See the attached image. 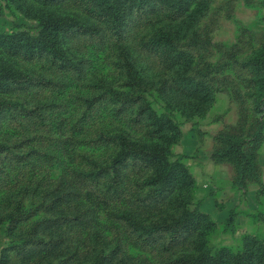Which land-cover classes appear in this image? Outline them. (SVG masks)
<instances>
[{"label": "rangeland", "instance_id": "rangeland-1", "mask_svg": "<svg viewBox=\"0 0 264 264\" xmlns=\"http://www.w3.org/2000/svg\"><path fill=\"white\" fill-rule=\"evenodd\" d=\"M21 1L31 12L76 17L88 29L61 36L68 67L49 55H6L12 68L44 83L11 84L0 93L16 102L0 114V142L8 146L0 153V261L180 264V256L196 253L195 232L172 239L167 232L136 228L170 220L186 207L210 216L214 224L205 237L212 246L236 249L242 233L264 232V110L253 102V74L244 64L264 44V0H206L202 7L195 0L176 17L168 7L134 11L117 30L74 0ZM30 21L15 2L0 0V30ZM159 28L189 55L183 73L203 86L197 93L207 95L177 88L181 66L166 67L158 51L145 45ZM127 62L148 87L140 102L118 103L108 92L128 90ZM144 102L152 120L172 119L178 134L152 131L148 113L138 112ZM118 133L161 145L173 134L172 158L185 154L181 160L194 187L149 193L143 183L149 166L137 159L112 161ZM234 140L252 163L243 172L232 155H214ZM17 204L30 215L11 223L8 213ZM31 228L40 241L24 245Z\"/></svg>", "mask_w": 264, "mask_h": 264}, {"label": "trees", "instance_id": "trees-1", "mask_svg": "<svg viewBox=\"0 0 264 264\" xmlns=\"http://www.w3.org/2000/svg\"><path fill=\"white\" fill-rule=\"evenodd\" d=\"M31 19L30 23H18L17 28L10 31L0 30V93L6 91L11 84H42V78L33 77L16 68H12L7 62L6 55L19 54L25 58L49 55L58 61L60 67H68L70 58L62 46L61 36L70 30H87L86 24L73 16H59L53 12H31L24 8L21 0H12ZM42 4L55 2L58 0H35ZM81 9L89 16L106 21L112 29H119L127 21L128 16L136 11L160 9L168 7L171 9L173 17L182 15L189 9L195 0H74ZM205 1H199L198 5L203 6ZM207 4V2H206ZM201 7L198 11H201ZM149 48L157 50L161 60L166 67L180 65L182 72L177 74L174 83L183 92L198 94L199 98L206 94L197 93L202 91V87L191 76L183 72L190 64V57L185 50L178 49L175 45L174 37L167 29H157L145 42ZM245 66L253 74V102L256 108L264 110V44L256 49L245 61ZM125 85L128 90H117L108 88V92L113 101L118 103L140 102L148 87L143 77L131 63L125 64ZM207 95V94H206ZM16 102L0 97V114L4 110L13 107ZM149 109L147 102L142 103L138 112ZM150 122L153 125L152 131L162 132L164 130L178 134L177 123L169 118H151V113L147 112ZM119 148L112 161L124 163L127 159H137L151 168V173L144 178L143 183L149 187V193L162 194L174 185H179L186 189L193 188L195 179L181 160L185 154H178L171 150L175 142L173 134L167 136L165 144L145 143L134 141L124 134H116ZM240 141L234 140L227 147L215 152V156L225 157L232 155L237 167L241 172L251 168L252 163L249 155L240 148ZM8 146L0 142V153L7 151ZM18 205V204H17ZM19 206V205H18ZM16 206L8 213L10 222L15 223L22 218L29 217V211ZM0 218H2L0 216ZM232 218V215L230 216ZM135 228L136 224L130 222ZM214 222L210 216L199 210L197 207H186L176 217L166 220L159 218L150 222L142 229L136 228L139 233L152 234L163 231L174 239L181 235L183 231L196 233L194 242L196 253L192 256H180V264H264V232L262 234H251L244 232L240 237V247L233 249L227 245L212 246L208 244L205 237L208 228ZM23 244L39 243L40 239L35 236L33 228L29 231ZM21 244V243H20ZM7 258L2 257L0 264H7ZM98 264H101L99 261Z\"/></svg>", "mask_w": 264, "mask_h": 264}]
</instances>
